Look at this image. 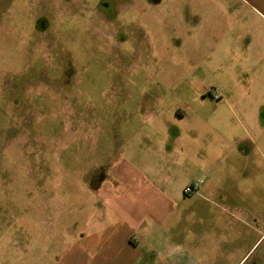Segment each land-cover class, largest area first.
Returning a JSON list of instances; mask_svg holds the SVG:
<instances>
[{"label":"rangeland","instance_id":"obj_1","mask_svg":"<svg viewBox=\"0 0 264 264\" xmlns=\"http://www.w3.org/2000/svg\"><path fill=\"white\" fill-rule=\"evenodd\" d=\"M103 1L0 0V264L65 260L97 213L83 186L153 120L211 130L215 174L184 196L227 207L192 200L177 231L264 224V0Z\"/></svg>","mask_w":264,"mask_h":264},{"label":"crops","instance_id":"obj_2","mask_svg":"<svg viewBox=\"0 0 264 264\" xmlns=\"http://www.w3.org/2000/svg\"><path fill=\"white\" fill-rule=\"evenodd\" d=\"M146 124V132L118 142L122 149L114 162L99 178L83 186L89 205L97 213L89 229L71 231L68 254L59 263L264 264V224H251L247 216L237 217L235 227L214 222L210 235L177 231L188 220L181 216L192 200L203 201V207L205 202L209 204L206 196L220 197L209 205L227 207L221 191L207 188L187 199L186 187L173 184V172L192 171L188 164L192 160L200 166L204 182L200 187L211 181L215 174L208 167L211 145L202 140L204 131L205 137L211 138V130L208 134L202 129L198 135L200 128L195 125L179 128L160 120ZM228 230L233 233L224 236L223 231Z\"/></svg>","mask_w":264,"mask_h":264},{"label":"flooded vegetation","instance_id":"obj_3","mask_svg":"<svg viewBox=\"0 0 264 264\" xmlns=\"http://www.w3.org/2000/svg\"><path fill=\"white\" fill-rule=\"evenodd\" d=\"M110 4L111 3L108 0H105V1L101 2V4H98L97 7L99 9H102V11L107 12L108 15H109V13L112 15H115L116 11L113 10V8H112L113 6H111ZM85 5L88 6V4H85ZM118 13H120V12H118ZM67 75H68V73H67Z\"/></svg>","mask_w":264,"mask_h":264},{"label":"built area","instance_id":"obj_4","mask_svg":"<svg viewBox=\"0 0 264 264\" xmlns=\"http://www.w3.org/2000/svg\"><path fill=\"white\" fill-rule=\"evenodd\" d=\"M204 182L198 181L195 184H191L189 187H187L184 191L185 195H190L192 193H194L196 190H198L200 188V186L203 184Z\"/></svg>","mask_w":264,"mask_h":264}]
</instances>
